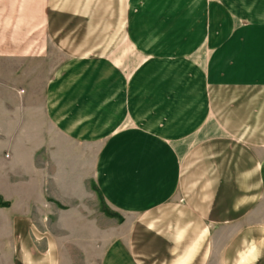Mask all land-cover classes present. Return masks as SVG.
Segmentation results:
<instances>
[{"label": "crops", "instance_id": "obj_1", "mask_svg": "<svg viewBox=\"0 0 264 264\" xmlns=\"http://www.w3.org/2000/svg\"><path fill=\"white\" fill-rule=\"evenodd\" d=\"M123 1L0 0V60L40 62L28 38L39 30L64 57L44 93L46 121L92 159L94 184H67L66 201L1 186V264H264V0H212L211 25L228 20L226 38L207 44L208 94L184 88L202 85L194 52L169 55L174 37L154 43L147 26L162 9ZM163 80L167 102L135 104L161 95ZM195 91L209 104L187 102Z\"/></svg>", "mask_w": 264, "mask_h": 264}, {"label": "rangeland", "instance_id": "obj_2", "mask_svg": "<svg viewBox=\"0 0 264 264\" xmlns=\"http://www.w3.org/2000/svg\"><path fill=\"white\" fill-rule=\"evenodd\" d=\"M123 2L124 6L127 5L126 0ZM212 3L216 2H212V0H148L147 6L140 8V12L145 13H153L154 9L159 7L162 9L159 18H157L159 22L147 26V30L155 31L156 29L155 34L158 36H156L158 40L154 41L155 44L174 37L178 41H175L174 44L169 42L170 47L167 48L170 51L169 55H178L184 49L185 44L187 50L194 52L193 54L203 61L202 85H196L198 78H193L195 84H192L191 80L184 88L192 90L201 88L206 94L210 89V57L216 54L214 53L216 48H211L207 44L209 45V40L211 42V40L226 38L228 20L222 21L220 17L218 26L216 22H212L211 25L209 16ZM125 11L128 13L129 9ZM220 13H222L221 10ZM139 14L142 17L138 12L137 15ZM163 14L166 15L164 18H162ZM223 14L226 19L228 17L226 11ZM151 18L153 19V16ZM238 22L239 24L235 25L238 28L242 27V21ZM123 26L124 34H130L128 31L130 27L127 23ZM139 34L140 38H144L146 31L142 29L136 33L135 37L139 38ZM232 34H234V29ZM201 35L202 43L195 45L199 38L202 39ZM28 38H31L37 47H40V50L42 49L40 62L23 61L18 58H12L6 62L0 60L2 61L0 62V187L10 186L9 189L14 191L23 184L27 185L29 196L33 190L39 193L41 188L49 198L72 200L74 194L70 190H66L67 184H85L86 187L94 185L88 172V163L93 161L91 159L88 162L86 159H82L80 155L83 149L67 143L62 133H56L55 129L46 121L44 93L52 71L58 65H62L64 57L48 42L43 31L33 32ZM148 43H152V41L148 40ZM132 51L135 52L134 49H131ZM136 65L135 63L127 65L122 70L130 76L136 70ZM186 66L194 67L190 64H186ZM132 69L133 71H131ZM195 70L197 69L194 68L191 71ZM199 72L200 70H197V73ZM179 85L180 82L176 84V87ZM167 87L165 80L157 83L155 89L161 95H137L134 100L135 104L147 106L145 103L150 105L156 102L159 104L167 102V96L164 97L161 91ZM196 92L186 96L187 102L198 100L199 95H195ZM208 97H204L206 99L203 100L204 103L209 104ZM198 102L203 103L200 100ZM174 110V108L171 109V111ZM207 114L209 118L215 116L212 111L210 113L207 111ZM166 115V113H158V115L151 116V119L159 121V125H163L161 121L164 120L165 124ZM67 153L70 156H66ZM68 157L73 159H68ZM1 198L2 195H0ZM0 232H6V229L0 228ZM2 264H7L5 258Z\"/></svg>", "mask_w": 264, "mask_h": 264}, {"label": "trees", "instance_id": "obj_3", "mask_svg": "<svg viewBox=\"0 0 264 264\" xmlns=\"http://www.w3.org/2000/svg\"><path fill=\"white\" fill-rule=\"evenodd\" d=\"M0 204H1V205H4V206L6 205V203H4V202H1V199H0Z\"/></svg>", "mask_w": 264, "mask_h": 264}]
</instances>
